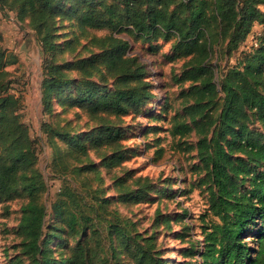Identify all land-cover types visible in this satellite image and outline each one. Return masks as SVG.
Masks as SVG:
<instances>
[{"label": "trees", "instance_id": "trees-1", "mask_svg": "<svg viewBox=\"0 0 264 264\" xmlns=\"http://www.w3.org/2000/svg\"><path fill=\"white\" fill-rule=\"evenodd\" d=\"M28 1L30 11L38 17L35 27L42 44L52 47L46 8L53 0ZM83 1L79 24L108 29L110 45L98 56L76 62L82 67L105 63L110 70L120 72L116 82L123 86L109 90L84 80L68 99L72 104L85 105L89 114L109 111L120 115L143 106L152 97L151 89L142 81V67L125 56L128 41L117 34L126 29L142 41H171L168 57L184 59L176 81L189 84L181 90L185 104L181 113L172 115L169 133L178 147L195 148L199 161L196 169L203 171L200 180L207 183L208 210L200 216L199 264H264V26L259 35L252 30L254 23L264 25V0H117L100 7L92 0ZM0 5L4 6L2 2ZM224 43L227 50L240 47L241 54L217 83V66L211 60L214 47ZM10 55L14 56L0 43V69L13 62ZM57 66H50V76L42 84L46 106L52 92L70 82L55 73ZM15 104V96L4 90L0 107ZM254 121L262 125V131L252 126ZM192 131L197 136L194 145L183 139ZM46 133L48 138L60 134L70 150L83 149L80 134L71 135L67 129ZM122 136V128L104 124L93 144L112 147L115 152L111 157L115 158L120 156ZM35 159L33 139L19 116L0 112V196L27 193L18 228L23 249L33 257V264L54 263L52 249L46 244L65 230L75 231L79 238L68 250L64 264L106 262L101 256V243L112 240L113 235L128 264H166L156 248L155 236H144L133 229L134 222L109 207L111 201L100 187L90 186L83 192L64 182L55 206L65 225L57 226L54 233L44 232L46 211L38 201L44 180L32 168ZM94 169L84 166V170ZM136 183L134 192H125L119 198L140 200L152 190L147 177H138ZM195 247L191 243L183 252L193 255ZM111 253L116 250L112 248Z\"/></svg>", "mask_w": 264, "mask_h": 264}, {"label": "rangeland", "instance_id": "rangeland-1", "mask_svg": "<svg viewBox=\"0 0 264 264\" xmlns=\"http://www.w3.org/2000/svg\"><path fill=\"white\" fill-rule=\"evenodd\" d=\"M92 1L98 7L118 3L117 0ZM0 2L4 4L0 5L1 47L14 55L9 56L13 62L0 69V95L6 90L16 98L14 106L0 107V112L17 114L33 139L36 159L32 168L44 180V188L38 194V201L46 211L44 232L51 234L57 226L65 225V219L59 217L60 209L55 206L64 182L83 192L90 186L100 187L104 197L111 201L109 207L117 209L120 217L134 222L133 229L144 236L151 233L155 236L156 248L166 264H199L200 216L208 210L207 183L200 180L203 171L196 169L199 161L195 148L178 147L169 133L172 115L181 113L185 104L181 90L189 84L176 81L184 59L168 57L172 53L171 41H142L129 30L120 31L117 35L128 41L125 56L142 67V81L148 84L152 97L125 114L109 111L89 114L85 105L72 104L68 99L76 94L78 83L89 80L109 90L123 86L116 82L120 72L110 70L105 63L82 67L76 62L93 54L98 56L109 47L110 31L79 24L78 12L85 5L83 0H53L46 8L52 43L49 47L42 44L35 27L38 17L30 11L28 0ZM263 26L254 23L252 30L259 35ZM214 49L211 61L218 67H215L218 83L241 53L240 47L227 50L225 43ZM52 64L58 65L55 73L63 74L70 82L52 92L46 106L42 102V84L50 76ZM129 84H134L133 80ZM104 124L123 130L118 157H111L115 152L112 147L93 144L97 130ZM252 126L263 130L258 121ZM56 129L80 134L83 149L70 150V144L60 134L48 138L46 131ZM183 139L194 145L197 136L192 131ZM85 165L95 169L84 170ZM138 177H147L152 190L140 200L134 197L121 200V194L136 190ZM27 200L25 191L12 197L0 196V264H33V257L23 249L18 228L21 208ZM78 238L75 231L54 235L46 244L52 249L53 264H64L68 250ZM191 243L196 245L195 253L187 255L183 251ZM101 244L104 248L101 256L106 262L96 264H128L114 235L112 240L107 238ZM91 245L95 246V242ZM112 248L116 250L113 255Z\"/></svg>", "mask_w": 264, "mask_h": 264}, {"label": "crops", "instance_id": "crops-1", "mask_svg": "<svg viewBox=\"0 0 264 264\" xmlns=\"http://www.w3.org/2000/svg\"><path fill=\"white\" fill-rule=\"evenodd\" d=\"M261 8L264 10V6H261Z\"/></svg>", "mask_w": 264, "mask_h": 264}]
</instances>
